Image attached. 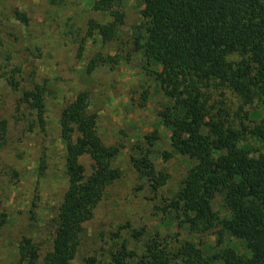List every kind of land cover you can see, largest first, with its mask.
<instances>
[{"label":"trees","instance_id":"1","mask_svg":"<svg viewBox=\"0 0 264 264\" xmlns=\"http://www.w3.org/2000/svg\"><path fill=\"white\" fill-rule=\"evenodd\" d=\"M140 1L143 23L132 46L142 51L147 71L171 101L158 113L171 129V147L193 163L168 207L181 215L180 222L190 230L219 227L218 242L227 232L244 242L249 254L227 246L205 255L190 241L170 251L157 235L145 243L134 264H173L174 260L181 264H264V119L251 129H239L221 108L208 104L212 91L224 89L235 92L244 104L254 99L264 103V0ZM121 3L94 0L93 9L109 13L111 20L101 23L89 19L86 37L97 34L103 42L114 39L124 21ZM14 13L27 23L24 13L18 9ZM116 61L115 55L96 53L87 62L86 72ZM152 63L159 68H153ZM0 76L17 93L16 110L24 108L28 129L46 133L50 119L47 100L55 86L46 79L21 82V69L1 30ZM97 120L87 89L78 91L60 109L56 124L66 187L52 217L50 246L42 254L38 241L21 235L16 241V264H73L84 223L92 218L106 187L122 175L112 164L120 147L104 143ZM244 132L260 139L256 152L245 141ZM6 137L7 120L0 118V149ZM156 139L155 130L145 136L149 144ZM84 157L90 160L89 171L82 162ZM132 164L147 178L151 190L157 191L166 183V175L155 169L147 154L133 157ZM39 165L41 170L46 166L43 151ZM216 195L222 197L227 217L221 218L214 211ZM133 256L121 242L108 259L110 264H126ZM83 264L103 263L90 255Z\"/></svg>","mask_w":264,"mask_h":264},{"label":"rangeland","instance_id":"2","mask_svg":"<svg viewBox=\"0 0 264 264\" xmlns=\"http://www.w3.org/2000/svg\"><path fill=\"white\" fill-rule=\"evenodd\" d=\"M93 2L0 0V30L21 69V82L46 79L56 89L47 100V132L29 130L24 108L16 110L17 93L0 76V118L7 120L6 143L0 149V264L17 263L15 248L21 235L38 241L42 254L50 246L52 217L66 187L56 118L66 101L82 89L90 91V107L98 114L97 129L102 140L120 147L112 164L121 169L122 175L106 187L92 218L84 223L73 264H83L90 255L110 264V252L121 242L135 254L125 260L126 264H134L145 243L157 235L170 251L190 241L205 255L227 246L249 254L244 242L227 232L218 242L219 227L190 230L180 222L181 215L168 207L193 163L171 147V129L158 115L171 101L147 71L142 51L132 46L143 23L142 3L122 0L123 24L114 39L103 42L97 34L86 37L89 19L101 23L111 20L109 13L95 11ZM16 9L27 16L26 24L15 16ZM96 53L115 55L117 61L87 73L86 64ZM152 66L159 68L156 63ZM208 104L221 108L239 129H251L264 119L261 100L244 104L230 89L212 91ZM154 130L158 139L149 144L145 136ZM243 136L256 152L260 139L248 132ZM42 151L46 157L43 170L39 169ZM144 154L167 177L157 191L150 189L147 178L132 164L133 157ZM82 162L89 171L88 157L82 158ZM212 207L221 218L228 216L220 195L213 198ZM140 230L143 231L138 233ZM173 264L181 262L174 260Z\"/></svg>","mask_w":264,"mask_h":264}]
</instances>
